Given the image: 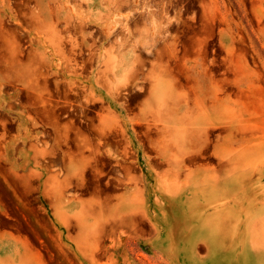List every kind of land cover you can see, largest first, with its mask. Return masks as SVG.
Returning <instances> with one entry per match:
<instances>
[{"label":"rangeland","instance_id":"374dc122","mask_svg":"<svg viewBox=\"0 0 264 264\" xmlns=\"http://www.w3.org/2000/svg\"><path fill=\"white\" fill-rule=\"evenodd\" d=\"M124 1L0 0V264H264V0Z\"/></svg>","mask_w":264,"mask_h":264},{"label":"flooded vegetation","instance_id":"af4514ba","mask_svg":"<svg viewBox=\"0 0 264 264\" xmlns=\"http://www.w3.org/2000/svg\"><path fill=\"white\" fill-rule=\"evenodd\" d=\"M129 2V3H128ZM132 2L131 1H127V0H125L124 2H123V5H129V4H131Z\"/></svg>","mask_w":264,"mask_h":264},{"label":"bare ground","instance_id":"6f19581e","mask_svg":"<svg viewBox=\"0 0 264 264\" xmlns=\"http://www.w3.org/2000/svg\"><path fill=\"white\" fill-rule=\"evenodd\" d=\"M155 22V21H154ZM106 30V32H108V33H110L111 32V30H109V29H105Z\"/></svg>","mask_w":264,"mask_h":264}]
</instances>
